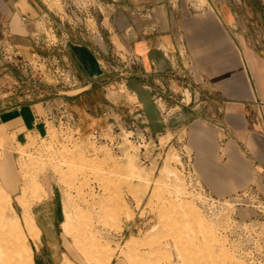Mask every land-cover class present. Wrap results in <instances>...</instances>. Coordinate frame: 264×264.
Here are the masks:
<instances>
[{
  "label": "rangeland",
  "instance_id": "rangeland-1",
  "mask_svg": "<svg viewBox=\"0 0 264 264\" xmlns=\"http://www.w3.org/2000/svg\"><path fill=\"white\" fill-rule=\"evenodd\" d=\"M42 1L51 13H64V0ZM170 3L181 20L217 10L224 20L210 26L208 39L255 47L264 60V0H219L216 8L207 0ZM29 54L17 65L0 62V101H37L52 109L42 116L46 129L38 136L15 146L0 142V264H40L54 253H64L63 260L50 264H264V198L256 188L213 194L185 138L153 134L124 87L93 84L79 98L81 89L55 84L37 66L29 69ZM81 102L84 129L68 105ZM155 102L166 115L161 99ZM90 114L99 124H91ZM37 211L53 220L52 242L36 239Z\"/></svg>",
  "mask_w": 264,
  "mask_h": 264
},
{
  "label": "crops",
  "instance_id": "crops-1",
  "mask_svg": "<svg viewBox=\"0 0 264 264\" xmlns=\"http://www.w3.org/2000/svg\"><path fill=\"white\" fill-rule=\"evenodd\" d=\"M218 1L207 0L211 7ZM91 5L96 14L83 26L74 14L51 13L42 0H0V36L28 54L36 50L34 37L59 24L70 37L63 60L86 84L79 98L93 84L100 83L102 90L103 85L124 87L153 134L185 138L210 192L227 197L251 187L264 198V107L256 104L264 102V60L255 47H228L222 38L215 43L208 39L210 26L224 20L217 10L202 19L181 20L170 0H92ZM110 65L127 70L106 76L104 69ZM11 99L0 101L4 146L25 143L46 129L42 116L48 108L37 101ZM79 104L74 109L68 103L84 129L86 106ZM90 116L96 125L99 116ZM32 217L39 230L36 239L45 236L44 242H52L53 220H46L41 211ZM63 254L43 256L40 264L61 262Z\"/></svg>",
  "mask_w": 264,
  "mask_h": 264
},
{
  "label": "built area",
  "instance_id": "built-area-1",
  "mask_svg": "<svg viewBox=\"0 0 264 264\" xmlns=\"http://www.w3.org/2000/svg\"><path fill=\"white\" fill-rule=\"evenodd\" d=\"M91 1L92 0H64V11L67 14L74 13V15L81 19L83 26H85L87 25L89 19H92L93 15L96 14L95 9L91 5ZM33 39L36 46L38 45L36 48L43 50L44 54H40V52H32L29 54L30 61L27 60L25 62L28 68H34V66H37L38 69L42 68V71L51 76V79L55 84L63 85L68 88L81 89V91H83L85 83L77 77L76 72L73 71L72 68H69L65 64L62 57L63 53L68 48L70 40L67 32L62 29L59 24L52 23L48 31L42 32L41 36H36ZM21 55L22 54H19L8 44L4 35L1 34L0 62L17 65L19 63V59H21V61L24 59L22 57L23 55ZM123 69V66L120 67L119 65H110L105 67L104 71L107 74L121 73L123 72ZM51 109V107L48 108V110Z\"/></svg>",
  "mask_w": 264,
  "mask_h": 264
},
{
  "label": "bare ground",
  "instance_id": "bare-ground-1",
  "mask_svg": "<svg viewBox=\"0 0 264 264\" xmlns=\"http://www.w3.org/2000/svg\"><path fill=\"white\" fill-rule=\"evenodd\" d=\"M31 258V257H30Z\"/></svg>",
  "mask_w": 264,
  "mask_h": 264
}]
</instances>
